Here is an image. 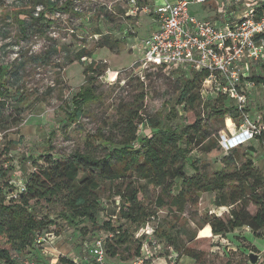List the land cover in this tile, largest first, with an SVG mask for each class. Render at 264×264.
Returning <instances> with one entry per match:
<instances>
[{"label": "rangeland", "instance_id": "1", "mask_svg": "<svg viewBox=\"0 0 264 264\" xmlns=\"http://www.w3.org/2000/svg\"><path fill=\"white\" fill-rule=\"evenodd\" d=\"M15 1L0 2V66L24 62L19 83L22 85V102L14 108L15 102L9 94L2 98L5 104L1 106L0 103V164L11 167L6 180L12 189L7 192V197L10 193L14 195L26 181L33 170L34 158L47 154L57 159L67 158L76 149L85 150L87 140L98 130L108 134L109 127L118 120L125 106L139 105L145 115L160 117L162 123L168 120L163 116L171 107L177 110L172 123H186L187 115L175 102L179 77L168 68L139 66V60L143 57V39L157 26L152 11L164 0H136L137 10L128 4V0H69V10H51L47 15L52 21L46 23L43 19L39 25H34L31 36L27 38L21 36L12 19L16 11L13 6ZM52 1H56L58 6L63 0ZM225 1H192L188 10L197 18H211L215 17L214 12L220 11ZM260 2L241 0L239 7L234 4L228 5V8L243 13L245 8H254ZM106 41L105 46L100 45ZM50 47H55L50 64L32 59ZM83 51H90L91 56H85ZM92 59L105 65L99 75L94 74L95 98L85 104L83 115L77 121H70L65 112L76 91L86 83L83 68ZM250 72L264 75L259 62L252 64ZM243 87L247 94L249 119L261 128L264 84L249 87L244 84ZM13 90H9L10 93ZM212 91V82L204 81L203 97ZM209 124L218 132L219 141L238 130L237 122L228 115L222 119H212ZM143 133H150L145 123L139 126L138 134ZM119 135L114 131L115 139ZM247 146V143L243 144L241 149L245 150ZM9 147L12 149L7 150ZM224 155L226 152L221 149L205 153L196 148L189 159L207 162L209 168L215 169L221 166L220 158ZM190 172L186 170V173ZM179 184V181L175 182L173 193L178 191ZM157 192L150 189L145 202L146 207L154 211V218L149 223L157 229L154 235L156 245L145 247L151 252L153 264H249L248 254L251 251L259 255L256 264H264V236H254L247 227L237 228L224 236L211 233L201 235L206 225L200 226V220L205 213L226 217L229 210L228 207L213 205V194L201 193L196 204L188 203L183 212H177L168 204L158 208L155 204ZM102 202L98 225L112 220L115 225L123 223L129 226L124 220L111 216L118 210L116 202ZM247 210L253 212L254 207L249 205ZM51 219L53 223L48 226L50 235L40 248L47 251V263L54 264L60 257L79 263L89 258V248L95 234L104 239L107 237L105 230L94 228L87 220L75 228L59 217L52 216ZM182 246L195 249L197 260L181 256L179 250ZM128 255L129 251H121L115 259L108 260L113 264L128 260Z\"/></svg>", "mask_w": 264, "mask_h": 264}, {"label": "trees", "instance_id": "2", "mask_svg": "<svg viewBox=\"0 0 264 264\" xmlns=\"http://www.w3.org/2000/svg\"><path fill=\"white\" fill-rule=\"evenodd\" d=\"M13 4L16 11L12 19L21 36L27 38L34 25H39L43 19L46 23L52 21L47 15L51 10H69L70 2L63 0L57 6L52 0H16ZM39 6L41 9L36 11ZM254 9L261 12L263 1ZM260 37L264 38V34ZM54 49L50 47L32 59L50 64ZM83 52L85 56H91L90 51ZM23 65L21 61L17 65L0 66L1 106L5 104L2 98L9 94L15 102L14 108L22 102V85L19 83ZM261 65L264 69V61ZM104 66L102 61L93 59L84 65L86 83L71 99L65 112L68 120L77 121L83 115L85 104L95 98L94 74L99 75ZM157 67L164 69V66ZM170 71L180 79L175 102L187 115L186 123H172L177 110L171 107L163 116L168 120L162 123L160 117L145 115L139 105L125 106L118 120L109 127L108 134L98 130L87 140L85 150L76 149L67 158L57 159L48 154L34 158L32 172L9 197L7 192L12 187L6 177L11 167L0 164V264H22L24 259L43 261L42 245L37 238H48L52 216L75 228L87 220L94 228L105 230L107 259H115L121 251H129V259L121 261L129 262L141 255L144 246L146 236L140 228L154 218V211L145 204L150 189L158 190L155 195L158 208L168 204L177 212H183L188 203L198 202L201 193L213 194L212 203L216 207H228L226 217L214 213L203 215L200 226H206L201 235L224 236L237 228L247 227L254 236H264V166L259 167L253 161L256 148L248 145L243 150L242 145H238L223 150L218 132L209 124L212 119L228 115L239 125L243 113L231 98L220 93L216 83L211 94L203 97L202 85L208 77L207 72ZM250 73L242 79L244 83L264 84V75ZM11 89H14L13 93H10ZM243 110L249 115L246 107ZM261 117L263 127L253 140L264 148V114ZM144 123L150 133L139 135V126ZM114 131L120 133L118 139L113 137ZM196 148L205 153L221 149L226 155L220 158L219 168H209L207 162L189 159ZM188 169L190 174L186 173ZM176 181L180 182L179 189L173 193ZM107 200L117 203L118 210L111 216L124 220L129 226L115 225L112 220L98 225L102 201ZM249 205L254 207L253 212L247 210ZM95 237L101 236L95 234ZM179 251L181 256L198 258L192 247L182 246ZM150 254H147L149 260L152 259ZM77 263L74 259L60 257L54 264Z\"/></svg>", "mask_w": 264, "mask_h": 264}, {"label": "built area", "instance_id": "3", "mask_svg": "<svg viewBox=\"0 0 264 264\" xmlns=\"http://www.w3.org/2000/svg\"><path fill=\"white\" fill-rule=\"evenodd\" d=\"M192 1L203 3L206 0L165 1L152 11L158 28L143 39V57L139 66H164L186 74L207 72L205 81L212 82V85L216 83L220 93L231 98L243 113L237 132L220 141L224 150H228L248 143L260 130L243 110L247 105V94L242 79L250 73L253 63L264 61V38L260 37L264 34V9L258 12L249 8L241 17L227 19L219 25L190 14L188 5ZM128 4L135 9L136 0H128ZM40 9V6L36 7V11ZM251 85L246 84L247 87ZM140 229L146 236L141 255L124 264H153L145 247L156 245L155 228L146 222ZM45 240L41 236L37 238L41 245ZM45 254L47 251L40 249V255ZM22 264L45 263L24 259ZM77 264H111L106 257L104 238L95 237L89 248V258Z\"/></svg>", "mask_w": 264, "mask_h": 264}, {"label": "crops", "instance_id": "4", "mask_svg": "<svg viewBox=\"0 0 264 264\" xmlns=\"http://www.w3.org/2000/svg\"><path fill=\"white\" fill-rule=\"evenodd\" d=\"M165 1H168V0H164V2ZM258 1L259 0H254V3H256ZM234 4L236 5V7H239V4H241V0H226L224 2L223 7L220 9V11L218 10V11L214 12L215 13V17H211V18H206V17L200 18V17H198V18L211 20V21H214L217 24L221 25L227 19H230V18L237 19V18L241 17L244 14V12L247 9H249L247 7V8H245L243 10V13H241L239 10H236V9L235 10L234 9L232 10V9H229L228 8V5H234ZM190 14H192L193 16H195L194 13H191L190 12ZM155 22H156V25H157L155 29H157L158 28V23H157V21H155ZM263 114H264V112H263ZM247 144L248 145H252V146H254L256 148V152L254 153V157H253V161H254L255 165H257L259 167H261V166L263 167L264 166V148L261 145H259L253 139L250 140ZM257 163H259V164H257ZM41 257H43V259H44L43 260V263H45V262L47 263L46 258L48 257V255L45 254V255H43ZM113 264H124V263L121 262V261H117V262H113Z\"/></svg>", "mask_w": 264, "mask_h": 264}, {"label": "water", "instance_id": "5", "mask_svg": "<svg viewBox=\"0 0 264 264\" xmlns=\"http://www.w3.org/2000/svg\"><path fill=\"white\" fill-rule=\"evenodd\" d=\"M248 258H249V264H256L258 259H259V255L255 252H250L248 254Z\"/></svg>", "mask_w": 264, "mask_h": 264}]
</instances>
